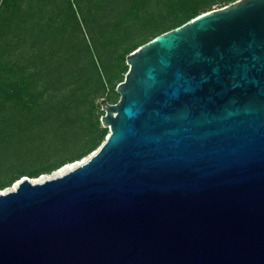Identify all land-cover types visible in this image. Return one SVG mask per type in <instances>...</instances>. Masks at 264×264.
I'll use <instances>...</instances> for the list:
<instances>
[{
	"label": "water",
	"instance_id": "1",
	"mask_svg": "<svg viewBox=\"0 0 264 264\" xmlns=\"http://www.w3.org/2000/svg\"><path fill=\"white\" fill-rule=\"evenodd\" d=\"M127 64L119 100H101L105 141L0 192V264H264V0L204 12Z\"/></svg>",
	"mask_w": 264,
	"mask_h": 264
},
{
	"label": "trees",
	"instance_id": "2",
	"mask_svg": "<svg viewBox=\"0 0 264 264\" xmlns=\"http://www.w3.org/2000/svg\"><path fill=\"white\" fill-rule=\"evenodd\" d=\"M220 1L0 0V126L3 116L45 115L25 126V144L10 156L39 167L3 175L0 189L94 152L110 131L99 100L120 95L127 56ZM116 62L112 78L105 70L111 63L116 72Z\"/></svg>",
	"mask_w": 264,
	"mask_h": 264
},
{
	"label": "rangeland",
	"instance_id": "3",
	"mask_svg": "<svg viewBox=\"0 0 264 264\" xmlns=\"http://www.w3.org/2000/svg\"><path fill=\"white\" fill-rule=\"evenodd\" d=\"M225 4V2L222 0L216 4L213 5V8L218 9L221 6H223ZM112 64L111 63H107V68L105 70L106 74L112 76V78H115L117 75L120 74V70H121V65L116 62V72H114L112 70ZM111 78V80H112ZM108 86H110V82L108 83ZM117 89V88H116ZM105 99H108L107 96L104 97ZM120 95H118L116 98L108 100L111 103H115L119 100ZM103 99V98H102ZM99 100V102H101V100ZM97 113H103V115L105 114V111L102 109V111H98ZM45 115H41V116H36V117H18L16 115H11L8 117H2L1 119L2 124L0 126V177H2L3 175H10L13 172H15L17 169H24L26 170V172L33 170L35 167H39V164L34 165L33 162H29L26 160H22L19 162H16L15 160L11 159L10 156L16 154L19 149H22V146L25 144V134L24 132H26L25 126L29 123H36L38 121H45L44 119ZM35 137V135H32L31 138L33 139ZM57 160L59 161V159H51V162H54ZM69 164V163H68ZM65 164L53 171H51L50 173H43L40 174L38 177H33L31 179H38L41 178L42 176H46L49 177L51 176L54 172H56L57 170L61 169L62 167L68 165ZM35 168V169H36ZM16 183V182H15ZM14 183V184H15ZM14 184L12 186L9 187H5L3 189H0V192H7L10 191Z\"/></svg>",
	"mask_w": 264,
	"mask_h": 264
},
{
	"label": "bare ground",
	"instance_id": "4",
	"mask_svg": "<svg viewBox=\"0 0 264 264\" xmlns=\"http://www.w3.org/2000/svg\"><path fill=\"white\" fill-rule=\"evenodd\" d=\"M78 164H80V162H74V163H69L68 165L62 167L61 169L57 170L56 172H54L51 176L46 177V176H42L41 178L38 179H32L34 182L39 181L42 182L44 180H46L47 178H53V177H57V176H61L65 173H67L69 170L73 169L74 167H76ZM17 186V183L14 184L12 189H15Z\"/></svg>",
	"mask_w": 264,
	"mask_h": 264
}]
</instances>
